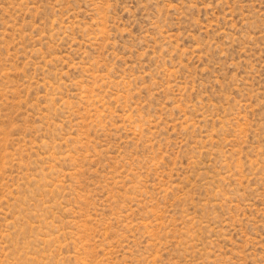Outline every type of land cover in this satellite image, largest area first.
Listing matches in <instances>:
<instances>
[{"label": "rangeland", "instance_id": "1", "mask_svg": "<svg viewBox=\"0 0 264 264\" xmlns=\"http://www.w3.org/2000/svg\"><path fill=\"white\" fill-rule=\"evenodd\" d=\"M0 264H264V0H0Z\"/></svg>", "mask_w": 264, "mask_h": 264}]
</instances>
